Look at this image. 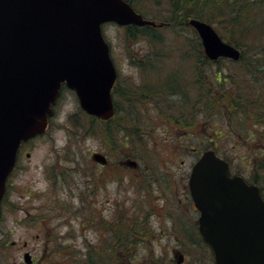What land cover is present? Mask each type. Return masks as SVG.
<instances>
[{"label":"rangeland","instance_id":"374dc122","mask_svg":"<svg viewBox=\"0 0 264 264\" xmlns=\"http://www.w3.org/2000/svg\"><path fill=\"white\" fill-rule=\"evenodd\" d=\"M145 4L148 8L144 3L140 5L148 11V16L160 14V8L151 0ZM212 24L218 30V24ZM180 29L185 38L193 37L197 32L189 26ZM103 31L110 43L112 57L120 69L122 84L119 89L123 90L126 82L127 94L135 98L138 92L152 93L154 86L173 87L179 84V88H187L186 109L192 104L195 107L193 111L196 110L192 118H188L187 113L190 126L167 122L152 103L154 98H146L147 95H144V104L123 110V126L135 133L132 141L125 144L117 131L108 132L97 124H92L89 129L93 117L78 113L81 106L77 96L65 90L47 131L32 138L27 145L26 149L31 154L22 158L12 195L21 206L14 210L15 215L6 211L8 218L4 227L15 225L17 229L12 233L15 238L26 231L33 249L40 247L42 251L43 243L46 242L48 250H44L42 264H93V254L106 255L105 264H178L174 256L175 249L185 251V260L181 264H212L210 252L203 248L197 237L174 231L178 223L172 222L171 217L173 213L176 214L174 209H178L184 197L179 186L186 184L187 178L189 180L192 167L202 151L214 148L220 155L231 159L235 169L243 175H253L252 165H247L253 146L247 142L252 137L236 128L240 126L238 120H228L229 110L224 108L221 101L227 90L236 88V83L227 77L230 72L238 71L241 76L245 72L238 69L240 63H234L228 58L218 62L209 60L207 63H198L199 58L205 57L195 54L184 57L186 61H183L182 57L169 53L148 55L146 51L150 45L147 41L129 40L125 36V28L113 22L105 23ZM163 33L169 37L172 45L180 43V38L173 30L164 28ZM220 33L226 39V35ZM251 35L252 40L264 41V26L258 24ZM182 40L186 41L184 38ZM147 55L165 61L155 63L157 69H146L150 64L139 67L132 61L133 57L139 56L142 59L151 58H143ZM261 56L264 57H258ZM196 66L205 68L202 71L205 84L199 80ZM160 71L165 75L170 74L169 77L161 79ZM241 76L237 81L242 79ZM209 84L219 88L206 95L216 100L213 105L204 106L200 101L204 94L200 96V91L208 88ZM176 97L175 101L179 105L178 94ZM173 100L170 103L176 109L164 111L170 115L178 110ZM167 125L171 127L166 128ZM116 140H120L119 146L115 145L118 144ZM239 140L241 146L236 148ZM120 148L128 149L133 154L136 152L140 168H126L119 182L116 179L110 181L106 189L105 186L101 188L93 183L91 186L87 173L91 170L93 160L90 152L108 150L114 153L115 150L117 153ZM186 206L184 210H187V215L195 214L190 205ZM40 218L45 228H40ZM159 227L171 234H161ZM44 232L47 235L51 233L54 244L69 246L58 250L56 247L50 248L52 238L43 237ZM37 234L40 236L37 237ZM113 250L118 256L112 255L109 258L110 254H114ZM89 253L92 255L86 260ZM134 253L138 260L131 255Z\"/></svg>","mask_w":264,"mask_h":264},{"label":"water","instance_id":"95a60500","mask_svg":"<svg viewBox=\"0 0 264 264\" xmlns=\"http://www.w3.org/2000/svg\"><path fill=\"white\" fill-rule=\"evenodd\" d=\"M111 21L157 25L128 0H0V204L20 144L46 131L63 83L76 91L87 113L113 115L118 70L103 34V24ZM187 23L211 60L241 57L213 24L198 18ZM94 157L103 161L100 152ZM189 184L215 264H264L260 186L232 175L214 149L195 162ZM175 256L179 264L185 259Z\"/></svg>","mask_w":264,"mask_h":264},{"label":"trees","instance_id":"16d2710c","mask_svg":"<svg viewBox=\"0 0 264 264\" xmlns=\"http://www.w3.org/2000/svg\"><path fill=\"white\" fill-rule=\"evenodd\" d=\"M128 1L145 18L152 19L158 23L157 25L140 26L129 24L124 26L125 36L129 40L136 42L147 41L150 45V49L146 51V54L148 55H164L169 53V55L182 57L181 59L183 61H186V57L195 54L198 56H205L200 36L195 32L193 27L187 24V21L192 17L210 23L216 22L218 24V30L226 35V39L241 49V58L232 61L241 64L238 69L244 71L245 75L241 76L238 71L235 73L230 72L227 77L230 78L233 83H236V88L227 90L224 93L225 97H223L221 101L223 102L222 104L224 108H228L229 110L227 112L228 120H238L237 124L240 123V126H236V128L246 134H250L252 137V140L247 142L248 144H251V146L253 145L251 147L252 154L247 163V165H252L253 170V175L249 177V180L252 183L258 184L264 195V57H258L264 55V41L251 39L253 37L251 34H253L257 25L261 24V26H264V0H151V2L157 5L161 11L160 14H153V16H148V11L143 9L140 5H143L144 3L148 8L145 4L148 0ZM161 23L162 25H160ZM184 26L193 28L195 32L193 37L188 36L185 38L183 36L180 28ZM164 28L173 30L176 36L180 38V43L172 45L169 37L163 33ZM221 29L225 30L226 33ZM238 33L240 34L237 35ZM248 37H250V39ZM182 38L186 41H183ZM248 40H250V42H247ZM155 59L156 56L142 59L141 64H150L146 69H153V67L157 69L156 64L164 63L165 61L164 59ZM197 61L198 63H207L209 59L205 57L199 58ZM152 64L155 66H152ZM195 71L198 74L197 76L199 77V80H202L201 83L204 82L205 84L206 81H204V77L202 76V71H205V68L196 66ZM160 75H162L163 78H166L169 77L170 74L165 75L160 71ZM240 76L242 79L237 81V78H240ZM212 83L216 84L215 81H212ZM218 84L222 85L221 83ZM119 85L120 84L117 81L113 89L115 116L105 122L94 116L93 119H91V123H89V129L92 124H97L108 132L116 133L117 131L118 134H122L130 129L129 127L125 128L123 126L124 109L118 105V99H120L119 96L123 94L126 95L128 93V88L120 90ZM218 88L219 87L209 84L208 88L200 91V96L204 94V97L200 98V101L204 103V106L207 104L213 105L216 100L213 97H207L206 95L210 92L214 93ZM170 89H172V94H175L174 92L178 94L180 106L182 105V107H179L178 105L179 112L174 115L173 118L181 121V117L184 116L183 113H188V118H192V116L194 117V111H196H193L194 106L191 104V107L188 106V110L186 109L187 88L185 89L184 87L186 91L184 89L183 91L179 88L178 84V86L175 85ZM174 109L176 108L174 107ZM78 113L83 114L85 117L87 115L82 108H79ZM243 121H247L250 124L248 125ZM186 122V124L183 123L181 126H190L188 121ZM241 123H243V125H241ZM121 128H125L124 131ZM240 143L241 140L238 141L236 148L241 146ZM204 247L207 248L206 246ZM112 253L114 254H110L109 258L112 255L116 257L118 256L115 254L116 252H114V250ZM90 255L92 254H87L86 260H89ZM131 255L134 257L135 253ZM106 258L107 257L104 254H98L96 256L93 254L92 263L96 264L98 262L105 264L106 261L104 262V260H107ZM134 259L138 260L136 257H134Z\"/></svg>","mask_w":264,"mask_h":264},{"label":"flooded vegetation","instance_id":"af4514ba","mask_svg":"<svg viewBox=\"0 0 264 264\" xmlns=\"http://www.w3.org/2000/svg\"><path fill=\"white\" fill-rule=\"evenodd\" d=\"M148 57H151V56L147 55V57L144 56L143 58H148ZM141 59L142 58L140 56L138 58L133 57L132 61L135 62V65L140 67L142 65L140 63ZM118 70H119L118 82L121 85L122 81L120 80V69H119V67H118ZM161 73H163V72H161ZM160 78L163 79V77H160ZM149 82L151 83V81H149ZM139 83H142V81H140ZM123 88H128L126 82L123 85ZM153 88H154V91L152 93H148L145 91L144 92H138L135 94L136 95L135 98H133L130 94H126V96L125 95L119 96L120 99H118V101H119L118 105L122 109H124L126 107H132V106L137 107L139 104L140 105L142 103L144 104V99L152 97V98H154L152 103L156 106L157 110L161 111L160 116H163L165 119H167L168 120V121L166 120L167 122H172L173 124H178V125L179 124L183 125V123L186 124L187 123L186 122L187 121V117H186L187 114L186 113H183L184 116L181 117V121H172L170 119V117L173 118V116L178 113V110H175L174 112H172L173 114H171V115L169 114V112H164L165 110H168V109L170 111L175 107L174 105H172L170 103V101L172 99H174L173 102L176 103V101H175V99H177L176 92H174L175 94H172V89H170L171 87H155L154 86ZM65 90H70L73 93H75L74 90L69 89L66 86V84H63L61 94L58 98L56 105L54 106V115H56V113H57L56 107H57V105H59L60 99L62 98ZM181 90H183V89H181ZM75 95H76V93H75ZM144 95H147V97L144 98ZM124 96H125V98H124ZM181 101H183V100H181ZM175 105H177V103ZM177 107H178V105H177ZM179 107H182V105L180 106V103H179ZM54 115L52 117H54ZM89 116H91V115H89ZM91 117H94V116H91ZM101 120H103L105 122V121H108L109 119H105V120L101 119ZM133 120H135V119H133ZM169 126L171 127V125H167L166 128H168ZM121 129H123V131H124L125 128H121ZM134 135H135V133L132 132L131 129L126 130L125 132L120 134V136H122V138H123V141H125L126 143L123 141H121V143L129 144L132 141V137ZM30 141H31V139L23 142L21 144L19 150H18L16 165H15L13 171L8 176L7 184H6V191H5L4 197L1 201L0 264H42V262H43L42 255L45 254L44 250L45 251H46V249L48 250V248L45 245L46 242L43 243L44 245L42 246V251L40 250V247H35L34 249L31 248L29 239H28L27 234H26V231L23 233H20L18 238L12 237V233L17 229V227L15 225H12L10 228L4 227L5 223L7 221L6 217L8 218V213L6 214V211L15 215L14 210L18 209L21 206V204H19L16 201V199L12 198V195L15 192L14 179H15V176L17 174V170L21 165L22 158L26 157V156H30V154H31V152L28 149H26L27 145L30 143ZM116 142L118 144L115 143V145L119 146L120 140L119 141L116 140ZM180 147H183V146L180 145ZM120 150H121V152H120ZM117 151H119V152L116 153L115 150L113 151L114 153H111L108 150H101V151L92 150L90 152V157L93 160L91 162L92 164H90L91 170L87 173L89 175V181H90L91 186L93 183V185L99 186L101 188L103 186H105L104 189H106L108 186V183L110 181H113L114 179H116L117 183L119 182L120 177L124 175L123 171L126 168H128L130 170L131 169L138 170L140 168V164H139L138 159H137L138 154L136 152H134L135 154H133V152H130L128 149L125 150V148L124 149L120 148ZM96 152H100L102 154L103 161H99L94 157V154ZM220 156H222L226 160H228L232 174L243 175L240 170L235 169V166L233 165V161L231 159L227 158L224 155H220ZM93 167H95L97 169L93 170ZM243 176L250 182L247 174L243 175ZM145 178H147V177H145ZM179 179H181V176L179 177ZM93 180H94V182H93ZM144 182H148V181L144 180ZM179 183H181V182H179ZM121 184H122V182H120V185ZM91 186H88V187L90 188ZM148 187H150V185ZM179 187H180V193H183L184 197L182 198V203L179 206H177L178 209H174L176 211V214L174 215V213H173L172 217H171L172 222L178 223V224H175L174 231L176 233L180 232L183 235H185L187 233L188 235H192L193 237H197L200 244L203 245V248H204V246L207 247V250L210 252V254L212 255V258H213L212 264H215L213 250L210 247V245L204 241L202 232L200 230L201 211L196 206L195 201L191 195V190H190L188 178H187L186 184H182ZM184 192H186V193H184ZM188 205H190L191 209H193V212H195V214H193V215L188 214L187 215V210H184V207L185 206L188 207ZM164 221H165V219L162 220V222H164ZM42 227L45 228V224H42V220L40 218V228L42 229ZM159 232L161 234L164 233L165 235L171 234V233L167 232L166 229L163 227H159ZM36 236L39 237L40 235L37 234ZM42 236L47 237V239L52 238L51 233H48V235H47V233L44 232L42 234ZM119 238L121 239L122 236L119 235ZM47 239L45 238V241H47ZM50 244H51L50 248L56 247L55 249H57V250L63 249V247L69 246V244H64V245H61V244L57 245L56 243L54 244L53 238H52V241ZM118 244L120 246V243H118ZM71 247H72V245H71ZM175 253L184 254L185 251L183 249H180V250L175 249L174 256H175Z\"/></svg>","mask_w":264,"mask_h":264},{"label":"bare ground","instance_id":"6f19581e","mask_svg":"<svg viewBox=\"0 0 264 264\" xmlns=\"http://www.w3.org/2000/svg\"><path fill=\"white\" fill-rule=\"evenodd\" d=\"M192 18H195V17H192ZM190 19H191V18H190ZM190 19H189V20H190ZM189 20H188V21H189ZM188 21H187V22H188ZM187 24H188V23H187Z\"/></svg>","mask_w":264,"mask_h":264}]
</instances>
